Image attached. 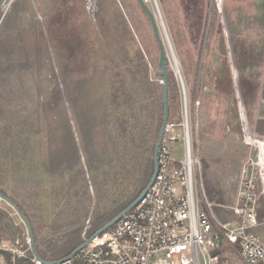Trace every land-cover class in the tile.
Listing matches in <instances>:
<instances>
[{"label": "rangeland", "instance_id": "rangeland-1", "mask_svg": "<svg viewBox=\"0 0 264 264\" xmlns=\"http://www.w3.org/2000/svg\"><path fill=\"white\" fill-rule=\"evenodd\" d=\"M143 1L155 17L160 38L170 58L160 24L161 18L178 64L181 82L170 58L169 68L174 74L179 90L180 120L168 123H182L183 94L187 99L189 125L193 127L194 142L198 138L197 141H200L202 146H205L207 141H212V137H221L223 124L228 126L226 133L231 132L232 127L237 126L238 120L239 122L240 119L244 120V115L240 116L244 111L248 120L250 115L255 118V113H249V109L253 111L259 106H264L261 96L263 91L261 87L264 86V0ZM2 3L3 0H0V22L4 16ZM141 13L133 0H12L6 19L0 28V67L8 69L5 70L6 73L21 71L18 75L26 82L24 94L29 96L30 92H34L29 96L30 101L27 96L29 107L34 113L35 111L38 113V108H56L61 99L65 106L69 105L66 100L73 91L77 90L78 84L82 83L90 90L89 99L91 96L94 97L95 93L110 98L111 93H122L121 89L119 90L121 85H125L130 90L134 75L140 74L142 60L137 49L143 53L144 61L149 60L140 39L143 38L152 45L151 37L154 34L150 23ZM18 49L21 50L20 52L29 51L31 56L25 58L24 53H18L14 58L12 54ZM150 49L152 54V47ZM107 53L112 54L113 58L104 68L103 58ZM237 53H239V61L235 57ZM21 56L24 57L20 58ZM94 60L98 62L96 65ZM123 60L127 63L125 64ZM92 63L93 65H89ZM1 68L0 76L5 78L7 74ZM155 75L153 68L148 65V84L154 82L163 84L161 80L155 79ZM249 83L253 87H260L259 94L253 95V100L246 97L248 96L246 91L250 88ZM138 87L140 90L143 88L140 85ZM24 94L6 90L4 96L3 93L0 94V100L8 95L6 103L4 102L8 105L10 102L18 101ZM139 95L137 89L133 99ZM133 99L121 95L120 100H126L128 103L123 108L129 112L131 105H134L132 111L138 114L142 110V117L150 113L151 104L148 101L145 103L143 98L144 102L136 104ZM93 110L91 112L101 113V110L96 108ZM87 114L86 118L91 119L90 113ZM15 115L18 117L17 114ZM117 115L118 112L115 113V117ZM105 116L109 119L107 113ZM72 117L73 115L70 118ZM94 117L100 118V115L93 114L92 119ZM33 121L37 124L36 115ZM150 122V120L144 122V128L149 127ZM59 127L60 124L57 131L53 130L50 141L53 143L63 141L62 143L69 146L70 142H67L69 139H59L62 136L67 137V130L59 131ZM153 128L154 124H151L144 135L149 133L152 135ZM78 129L79 131L72 127L75 140L78 141L81 134L79 146L91 149L90 143L95 144L93 135L99 132V128L92 129L89 120ZM234 131L237 133L236 128ZM252 132L254 133L248 136L247 132L245 135L241 130L237 135L239 143L250 148L241 167L249 156L255 157L258 152L256 145L247 143V138H251L252 141H264V136L261 139L259 135H254L255 130ZM23 139L25 138H22V141ZM102 142L104 143L103 138H101ZM8 148L11 149L10 146ZM22 148L25 149V145H22ZM169 149L173 158L177 160L183 158L184 149L181 141L171 144ZM195 152L199 159L196 149ZM0 158L3 159L4 156L0 155ZM28 159L30 160V157ZM81 162L85 166L87 180V188L84 187L85 191L84 189L82 191L87 195L86 198H89V201L83 203L87 205V210H81L82 215H86L84 228L80 234V239H83L84 230L87 233L94 231L103 222L104 217L116 214L121 206L129 205L134 201L138 193L133 191L139 187L134 184L131 191L127 188L128 184H122L121 179L118 178V187L116 185L112 187V193L107 194L109 197L98 199L94 192V179H98L102 171L88 174L85 161L81 160ZM8 164L5 165L7 173L0 174V183L2 176L8 177L6 181L4 179L1 187L17 197L32 217L37 231L39 256L44 261L61 259L66 252L68 241L79 237L76 231L79 229L78 226L74 228L63 226L73 216V208L76 205L75 199L68 200L67 195L71 192L58 190L59 186L68 180V176L60 173L52 179L48 177L44 180L45 175L41 176L38 171L33 170L34 168L28 169L27 163V167L26 164L22 166L21 160L18 163H11L13 167ZM16 165H20L23 169L15 171ZM121 173L122 171L119 175ZM47 186L54 187L58 199L55 197L56 194L52 195L45 191ZM124 200L126 201L120 205ZM55 217L59 222L58 229L50 227L48 229ZM24 232H22L23 239L15 240L24 242L27 231ZM6 245L12 247L14 243ZM25 258H30L31 262L30 255L27 254ZM6 259V264H10L8 262L10 257ZM238 264L241 263L238 261Z\"/></svg>", "mask_w": 264, "mask_h": 264}, {"label": "trees", "instance_id": "trees-1", "mask_svg": "<svg viewBox=\"0 0 264 264\" xmlns=\"http://www.w3.org/2000/svg\"><path fill=\"white\" fill-rule=\"evenodd\" d=\"M133 2L136 8L143 13L141 14L145 16L147 22H149L148 17H146L144 11L138 5L136 0H133ZM151 38L152 45H150L145 39H140L141 46L145 48L149 60L144 61L143 53L137 49L142 64L140 74L134 75L130 90L125 85H121L119 90L121 89L122 93L120 94H116V92L111 93V97L108 98L104 94V97H102L98 93H95L96 95L94 97L91 96L89 99L90 95H88V91L90 90L86 89L84 86L85 84L82 83L78 84L79 86H77V90L73 91L72 95L66 100L69 102V105L65 106V103H63L61 99L59 106L56 108H38V113L37 111L34 113V111L31 110V107H29L30 104L27 102L28 94H24L23 92L26 89L24 86L26 82L20 79V76L18 75L21 71L6 73L5 70L8 69L0 67L2 71L7 74L5 78L0 76V94L3 93L4 96L6 90L17 92L20 95L24 94L18 101L10 102L8 105L5 104L8 95L6 98H1L0 100V155L4 156L3 159L0 158V174L7 173V167L5 166L6 163H9L8 165L11 166V163H18L21 160L23 163L22 166L27 163L29 165L28 169L34 168L33 170L38 171L41 176L45 175L46 178L44 180H47L48 177H51L52 179L55 175L60 173L68 176V180L60 185L58 190L60 192L65 191V193L71 192V194L67 195L68 200L73 201L75 199L76 205L75 208H73V216H71L70 219H68L69 222L65 223L63 226L68 228L78 226L79 229L76 231L79 237L76 240L73 239L68 241L69 243L67 242L68 244H66L65 248L66 252L63 257L70 254L82 243L80 234L84 228L86 215H82L81 210H87V205L85 206L83 203L89 201V198H86L87 195L84 193V187L87 188V180L85 166L82 164L81 160L85 161L86 168L88 167V174L102 171L99 173L101 175L98 179H94V192L98 199H100L99 197H101V199L109 197L107 194H109V192L112 193V187L115 185L118 187V178L121 179L122 184L127 183V188L131 189V191H133L134 184H137L139 189H136L133 192L138 193L136 196L138 197L151 178L154 170L153 155L163 120L165 95L167 96L168 106L167 122L180 120L178 104L179 90L176 79L169 67L166 70L165 77L160 75L162 69L158 64L159 51L154 35H152ZM151 47L152 54L150 53ZM20 51L21 50L18 49L12 54L14 58L18 53H24L25 58L31 56L30 52L27 50L23 52ZM22 57L24 56H21L20 58ZM235 57L236 60L239 61V53H237ZM112 58V54H106L103 58L105 63L104 68L109 65ZM93 62H95L94 65L98 63L97 60H94ZM123 62L125 64L127 63L125 60H123ZM89 65H93V63ZM148 65L153 68V71L156 74L155 79L161 80L163 84H158L157 82H154L151 85L148 84ZM138 85L143 86L142 90L139 89ZM147 85L151 87V89H149ZM249 87L248 91H246L248 95L246 97H249V100H253V95L259 94V88L253 87L251 83H249ZM137 89L140 95L133 99V95ZM33 94V91L30 92V95ZM121 95L124 96V98L129 97L133 99L136 104L144 102V100L145 103L148 101L149 104H151L150 113L145 117H142V110L138 114H135L132 111L134 105H131L128 112L123 108L128 103L126 100H120ZM29 96L28 101H30ZM24 98L25 100H23ZM1 102L5 103L1 104ZM94 108L101 110V113L91 112V110L94 111ZM5 110L7 112H5ZM116 112H118V115L115 117ZM253 112L255 113V117L264 113V111L261 110V106L253 110ZM87 113H90L91 119L86 118V115H88ZM106 113L107 118L109 119L105 118ZM15 114H17L18 117ZM93 114L100 115V118L94 117L92 119ZM34 115H36L37 124L33 121ZM72 115L73 117L71 119L70 117ZM12 118L15 120H11ZM89 120L91 121L92 129L98 127L99 132L97 134L94 133L93 139L95 144L90 143L92 147L88 150L87 147L79 146V142L82 139L81 134L78 141L75 140L72 127L79 131L78 127L80 128L81 125L89 122ZM149 120L151 121L150 126L151 124H154L152 130L153 133L152 135L150 133L144 135L148 132L147 130L150 126L144 128L143 123ZM11 121L12 125H10ZM59 124V131L66 129L68 133L67 137L62 136V138L59 137V139H69V141H67L68 143L70 142L69 146L66 143H62L63 141L55 143L50 141V138L53 135V130L54 132L57 131ZM13 126L16 127L13 128ZM227 127L226 124H223L221 127L223 131L221 137H212V141H207L205 146H202L200 141H197V137L195 140V149L201 163L206 197L209 202L220 206H229L232 204L233 195L235 194L237 187V175L241 164L248 153L247 151L250 149L248 146L241 145L237 140V135L241 132L239 120L237 121V126L232 127L231 132L226 133ZM234 128L237 129V133L234 131ZM22 138L25 139L22 141ZM101 138H103L104 143H101ZM22 145H25L26 148L23 149ZM9 146L11 149L8 148ZM69 149L71 150V155H69ZM29 157L30 160L28 159ZM31 157H33V159H31ZM38 162H41V164H38ZM11 167H13V165ZM18 169L22 170L23 168L20 167V165H16L15 171ZM120 171H122L121 175H119ZM7 178V176H2V183H4V179L6 181ZM2 183H0V193L10 199L27 219L33 230V238L37 250V231L32 217L29 215L27 209L24 208L23 204L18 201L17 197L9 194L5 188L1 187ZM83 189L84 191H82ZM45 191L52 195L56 194L55 197L58 199L54 187L49 188L47 186ZM126 200L120 203V205ZM132 202H130V204ZM129 205L121 206L116 214H110L109 216L104 217V219H102L103 222H101L94 231H89L87 236H91ZM214 210L222 222L233 220V215L230 211L218 208H215ZM58 225L59 222L55 217L52 219V223H50L48 229L49 227L56 229ZM214 253L219 254L220 261L223 264H238V261H235L238 260L236 254L224 241L221 242L219 250ZM29 259L30 258H17L15 263L32 264Z\"/></svg>", "mask_w": 264, "mask_h": 264}, {"label": "built area", "instance_id": "built-area-1", "mask_svg": "<svg viewBox=\"0 0 264 264\" xmlns=\"http://www.w3.org/2000/svg\"><path fill=\"white\" fill-rule=\"evenodd\" d=\"M177 77L180 79V75ZM182 104V123H166L155 177L137 204L71 258L62 257L54 264H223L214 253L223 241L239 263L264 264V242L255 232L264 225L258 217L264 192V141H260L262 150L257 148L255 157L249 156L243 163L232 204L215 205L204 191L185 94ZM179 141L184 154L177 160L169 148ZM215 208L230 211L233 220L222 222ZM82 237L83 242L90 236L84 230ZM12 243V247L0 243V264L7 263L6 257L15 264L16 258L27 254L33 264H41L30 254L28 235L24 242Z\"/></svg>", "mask_w": 264, "mask_h": 264}, {"label": "water", "instance_id": "water-1", "mask_svg": "<svg viewBox=\"0 0 264 264\" xmlns=\"http://www.w3.org/2000/svg\"><path fill=\"white\" fill-rule=\"evenodd\" d=\"M136 2L138 3V5L141 7V9L144 11V13L146 14V16L149 19L151 28H152V32L154 34V37L156 39L157 42V46H158V50H159V61L158 64L162 69V73L160 75H162L163 77L166 76V70L169 67L170 64V58L173 61V55L171 53V48L169 45V41L167 39V34L163 25V22L160 18V24L164 33V36L166 37V42H167V49L170 55H167L166 50L164 48L163 42L160 38V34L158 31V26L156 24L155 21V17L152 14V12L150 11V9H148V7H146L145 3L143 0H136ZM11 0H3L2 3V9H6L8 8V6L10 5ZM6 14L2 17L1 22H0V28L2 23L4 22V20L6 19ZM175 73L179 76V70L176 68ZM167 116H168V106H167V96L165 95L164 98V110H163V120H162V124H161V128L159 131V135H158V139H157V143L155 146V150H154V155H153V163H154V170L153 173L151 175V178L149 179L148 183L146 184L145 188L142 190V192L139 194V196L123 211H121L119 214H117L116 216H114L110 221H108L107 223H105L101 228H99L93 235H91L88 239L84 240L74 251H72L70 254L66 255L65 257H63L62 260L65 259H69L71 258L77 251L81 250L82 248H84L89 242L90 240L95 237L96 235L102 233L103 231L107 230L108 228H110L111 226H113L123 215H125L127 212H129L138 202V200L141 198V196L146 192V190L149 188L150 184L152 183L154 177H155V170L157 167V153H158V148L159 145L161 143L162 140V136H163V130L164 127L167 123ZM0 199H2L3 201H5L6 203H8L16 212V214L18 215L19 219L21 220V222L24 224L26 231H27V235L30 241V250H31V254L34 256V258L36 260H38L41 264H54L55 261H44L39 254L37 253V250L35 248V243H34V238H33V230L32 227L30 226V224L28 223L27 219L23 216V214L20 212V210L16 207V205L7 197H5L4 195H2L0 193Z\"/></svg>", "mask_w": 264, "mask_h": 264}, {"label": "crops", "instance_id": "crops-1", "mask_svg": "<svg viewBox=\"0 0 264 264\" xmlns=\"http://www.w3.org/2000/svg\"><path fill=\"white\" fill-rule=\"evenodd\" d=\"M11 2H12V0H11ZM221 2H222V0H221ZM220 6H221V3H220ZM9 7H10V5L8 6V8L3 10V15H5V14L7 15V12L9 11ZM261 89H263L261 96H262V99L264 101V93H263L264 92V86H262ZM263 104H264V102H263ZM261 110L264 111V106H261ZM249 113H253V111H250V109H249ZM242 114L244 115V120L240 119V125H241L242 132L245 134L247 132L248 136H249V134L254 133L252 131L255 130L254 135H259L262 139V136H264V113L260 116L255 117V118L250 115L249 120L246 117L247 113L245 111L243 113H241V115ZM245 117L247 118V121L245 120ZM249 140L251 141V144H254L256 146L260 142V140H253L252 141V139L248 137L247 141H249ZM258 217H259V220L262 223H264V192L262 193V196L260 197L259 203H258ZM18 218L19 217L16 214L15 210L8 203H6L2 199H0V243L11 244L13 241H15V239H23L22 237L24 234L22 235V232H24L26 229H25L24 225H22V223H20L21 220ZM23 227H24V230H22ZM255 232L261 238V240L264 242V225L261 224L256 229Z\"/></svg>", "mask_w": 264, "mask_h": 264}, {"label": "bare ground", "instance_id": "bare-ground-1", "mask_svg": "<svg viewBox=\"0 0 264 264\" xmlns=\"http://www.w3.org/2000/svg\"><path fill=\"white\" fill-rule=\"evenodd\" d=\"M165 41H167L166 40V37H165ZM166 45H167V42H166ZM169 45H170V43H169ZM170 48H171V46H170ZM172 50V49H171ZM171 53L173 54V52L171 51ZM172 63L174 64V68H175V70H176V68L178 69V64H177V62H176V60H175V58H174V55H173V61H172ZM177 75V74H176ZM178 76V75H177ZM247 143H251V141L249 140ZM257 148L258 149H260V150H262L261 148H262V143L261 142H259V144L257 145Z\"/></svg>", "mask_w": 264, "mask_h": 264}]
</instances>
